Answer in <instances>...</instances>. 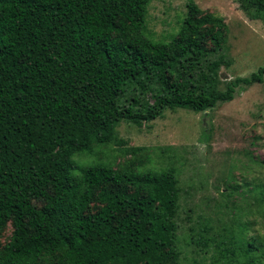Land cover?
<instances>
[{
    "label": "trees",
    "instance_id": "16d2710c",
    "mask_svg": "<svg viewBox=\"0 0 264 264\" xmlns=\"http://www.w3.org/2000/svg\"><path fill=\"white\" fill-rule=\"evenodd\" d=\"M236 1L264 24V0ZM148 2L0 0V240L13 226L0 264H179L175 169L80 167L75 157L110 144L124 120L231 102L239 87L264 84V66L222 90L224 19L191 0L179 36L160 46L140 33ZM214 242L216 264H232L235 240ZM243 247L254 264L255 242Z\"/></svg>",
    "mask_w": 264,
    "mask_h": 264
},
{
    "label": "rangeland",
    "instance_id": "374dc122",
    "mask_svg": "<svg viewBox=\"0 0 264 264\" xmlns=\"http://www.w3.org/2000/svg\"><path fill=\"white\" fill-rule=\"evenodd\" d=\"M190 1L149 0L142 36L169 45L184 26ZM193 1L227 24L224 53L231 65L221 70L222 90L228 82L250 77L264 66L261 20L250 19L236 0ZM123 102L128 105L126 98ZM137 148L143 151L133 152ZM75 162L80 167L103 162L143 171L175 169L181 189L179 264H216L220 248L214 241L232 239L231 248L237 250L232 264H245L242 252L248 242L258 247L254 264H264V84L241 86L233 101L205 112L167 110L161 118L141 125L124 120L110 144L76 156ZM204 227L212 240L207 247L198 244ZM12 234L9 224L1 245ZM230 262L221 260V264Z\"/></svg>",
    "mask_w": 264,
    "mask_h": 264
}]
</instances>
